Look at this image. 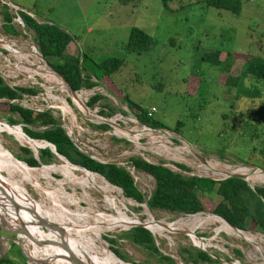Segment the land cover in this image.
<instances>
[{
	"label": "rangeland",
	"instance_id": "374dc122",
	"mask_svg": "<svg viewBox=\"0 0 264 264\" xmlns=\"http://www.w3.org/2000/svg\"><path fill=\"white\" fill-rule=\"evenodd\" d=\"M0 2L7 6L9 4L16 6L19 11L28 15L33 14L35 21L56 25L69 36L74 37L75 40L71 42L73 46L69 45V50L72 48L69 54L76 52L72 56L76 57L77 54L86 56L82 64L86 69L91 70L92 63L99 64L109 58H116L122 62L118 70L110 75L114 87L113 94L102 85L96 94H100L101 99L88 108L89 112L98 115L102 109L108 112L107 108H103L106 105L113 109V114L107 118L102 117L99 121L88 118V114L85 117L75 110L65 93H61L58 88L54 87L53 73L41 67L38 60L30 53L27 54L32 51V47L36 50L32 43V32L10 20L16 33H10V29L5 27V30L9 32L6 33L2 28L4 22L0 16V38L11 43L15 49L17 47L18 51H24L29 56L27 59L33 64L30 74H37L33 75L30 83V86H35L37 100L27 101L25 106L43 111L50 110L69 139L79 148H83L91 157L123 165L127 158L132 156L149 157V151H153L157 145L147 143H149L150 136L157 138L160 133H142L139 144L143 149L136 150L134 144L121 135V130L109 127L108 131L102 132L92 127V125L103 124L104 120H111L124 130L140 131L139 123L128 122L131 112L127 110L122 101V97L125 96L142 110L147 111L149 108H154L153 119L166 127L167 130H161L166 136L172 137L171 140L176 141L175 144L181 147H186L185 144L190 145L197 155L210 162L241 165L248 169L254 167L264 171V125H254V121L250 120L249 116L259 107L260 99L249 95V90L246 94V88L249 86L246 81H241L236 88L222 86L225 75L220 76L218 68L201 61L204 54L215 50L221 51L220 60H224L225 53L230 52L233 54V59L230 63L229 74L235 77L240 71L245 56L264 60V0H240L238 15L207 7L205 0H169L165 8L162 7L160 0H136L126 5L121 4L119 0H0ZM8 13L13 18L15 17L9 8ZM132 27L151 37L152 44L147 52L139 55L126 53L124 47ZM4 56L11 62L14 58L7 52L0 56L1 76L11 74L8 65L4 63ZM77 57L81 59L80 56ZM54 77L60 82L56 76ZM11 79L13 84L18 82L19 85L27 84L20 83L22 81L20 76L11 77ZM6 80L4 83H8L9 79ZM64 98L68 106H65L61 112L59 107L63 106V102L59 99ZM89 98L83 96V102L84 99ZM4 103L0 101V126L20 131L18 126H9L5 123L6 117L10 115ZM122 110L124 114L118 112ZM176 123L180 125L176 127ZM36 130H41V128H36ZM253 134L257 137H253ZM112 138L124 140L127 144L114 142ZM0 141L14 158L19 154V147L31 148L28 143H21L14 136L3 132L0 133ZM184 155L188 161L183 158L172 162L155 155L153 158L173 171L176 170L173 165H170L171 162L182 165L188 162L191 168L187 174L177 169V172L184 176H208L213 179L219 177L205 171L190 152L189 154L184 152ZM51 164L60 165V162L54 158L53 162L48 165ZM53 165L46 168H54ZM66 167L72 168L69 165ZM34 172L36 173V171L32 173ZM48 174L47 178L34 179L37 188L30 182L23 184L27 196L41 203L46 210L51 207V203L45 198L44 193L61 192L62 197L80 205L78 207L69 206L70 210L84 211L93 205L91 202L93 201L95 211H105L106 205L102 202V196L97 190L90 187L84 191L79 183L68 180L57 172ZM1 176L6 178L5 174ZM73 176L78 178L82 174L73 172ZM249 185L264 186L250 184V182ZM135 186L146 198L154 188V180L143 174L138 175ZM14 188L19 191L18 186L15 185ZM203 200L204 198L202 202H206ZM205 200L210 203L207 206L203 203L205 211L200 214L212 215L210 211L220 198L211 194ZM61 201H63L62 198ZM125 201L127 203L125 212L129 217L146 219L143 214L146 209L143 203L137 204L130 199ZM109 211L106 212H113ZM147 211L154 219L165 223H174L179 220L186 223L188 216H193ZM96 220L98 217H95L94 221ZM6 224L9 227L17 225L9 219ZM103 224L105 226L106 222L104 221ZM75 225L73 224L77 229L81 228ZM218 227L219 224L215 220H208L196 228L191 227L192 231L188 230V226L180 225L175 231L164 232L163 237L153 236L150 231L149 233L158 252L171 258L174 264H184L179 258V249L181 247L196 248L193 245L202 246L204 251L212 255V258L216 257L218 261L216 264H229L224 258H228L230 263L237 261L232 253L233 249L241 254L239 264H264V242L257 243L256 246L260 252L257 253L253 244L242 238L232 239L222 231L216 232ZM117 228H106L92 236L99 238L98 234H100L101 243L107 249L109 244L102 238L115 240L113 247L127 259V262H122L123 264H159L150 251L132 245L125 239H119V235L129 230L130 227ZM34 229L40 230L37 226ZM105 230L114 231L103 232ZM243 233L259 235L253 230ZM0 235L3 238H14L2 232ZM76 240H78L77 237L72 235L69 241L76 243ZM21 247L30 255V247L22 245ZM1 251L3 254L0 257L5 256L10 261L9 264H27L15 243H2ZM101 252L110 256L104 247ZM92 255V253L88 254V260ZM93 259L103 264V260Z\"/></svg>",
	"mask_w": 264,
	"mask_h": 264
},
{
	"label": "trees",
	"instance_id": "16d2710c",
	"mask_svg": "<svg viewBox=\"0 0 264 264\" xmlns=\"http://www.w3.org/2000/svg\"><path fill=\"white\" fill-rule=\"evenodd\" d=\"M121 4H128L136 0H119ZM169 0H160L162 7H166V2ZM205 5L214 10H221L229 12L233 15H238L240 11V0H205ZM19 18L26 30L32 32V43L37 52L40 54L42 60L50 67L54 73L65 83L68 87L77 92L81 89H90L91 87L103 84L105 89L113 94V83L110 80V75L116 72L121 66L122 62L116 58H109L99 64L92 63L91 70L82 66L84 59L87 58L83 54H78V57L66 53L67 45L72 42L74 37L69 36L65 31L58 28L56 25L46 22H37L34 20V15H28L22 11L18 12ZM0 16L3 19L2 28L4 32L5 27L10 29V33L15 34V30L10 25V14L6 4L0 2ZM152 44V39L145 32L132 27L129 30L127 41L125 43V51L128 54H136L147 52ZM221 51L215 50L206 53L202 56L201 61L211 67L219 69L220 76H224V83L221 85L226 88H236L241 81H246L251 87H247L249 95L253 98L260 99L259 107L252 111L249 116L250 120L254 121V125H264V60L260 58H252L245 56L243 59L239 73L232 77L229 74L230 63L232 61V53H225V59L220 60L219 55ZM94 81H91V79ZM199 83V81H198ZM256 87V89L254 88ZM260 90V91H259ZM35 88H17L11 90L5 86L0 79V101L4 100V104L8 108V114L5 123L9 126H20V131L33 141H42L53 146L55 153L67 160L71 165L78 166L96 174L103 178L112 187L116 189L125 199H130L137 204L143 203V196L139 193L133 185L130 176L121 167H117L113 163L100 164L79 152L69 138L66 136L64 130L61 128L59 122L50 114L49 111L34 112L29 109L21 108L15 104H10L8 101L18 99L21 94L34 95ZM82 102L83 99L79 98ZM101 99L99 95L90 98L86 104L91 108L93 104ZM122 101L129 112L134 114V117L141 124L150 129H164L166 127L153 117H147L146 111L128 100L123 96ZM108 112L103 109L98 112V116L109 117L113 114V109L107 107ZM124 114L123 111H118ZM234 120H236L234 118ZM180 125L176 123V127ZM93 128L102 132L108 131L110 128L105 124L92 125ZM175 127V128H176ZM41 128V130H36ZM174 128V129H175ZM253 137H257L253 134ZM114 142H122L127 144L124 140L112 138ZM176 142V141H175ZM45 146L38 145L37 148ZM18 155L15 159L24 163L28 168H38L41 165H48L53 162L54 155L47 149H37L36 159L32 156V152L26 147L18 148ZM129 161L138 171L149 174L154 180V188L150 193L149 199L146 201L148 210L166 212L173 215H194L204 212V204L207 206L210 203L205 200L211 194H215L220 198L210 213L224 220L229 226L239 231L253 230L259 234L264 235V186L253 187L251 189L244 181L236 178H227L221 181H214L206 178L182 176L178 173H173L167 168L158 165H151L144 162L138 157L130 158ZM178 168L186 170L185 167L177 165ZM48 173V170L44 168ZM93 180L95 177L88 174ZM120 200L124 198L116 193ZM202 198H204L202 202ZM130 202V201H129ZM131 203V202H130ZM204 203V204H203ZM1 213V212H0ZM6 219L8 218L1 213ZM201 218V217H199ZM204 220H213L203 218ZM227 235L237 238L230 232H225ZM23 246L31 248L30 256L36 261H43L42 256L38 250L33 248L28 242L23 239V235L18 236ZM32 238L34 242L38 240L48 241L40 231H33ZM106 243L109 244L108 250L119 260L127 262L126 257L113 247L115 240L103 237ZM119 239H125L132 245L139 246L150 251L157 259L159 264H174V261L168 256H164L158 252L150 233L136 226L130 228L126 232L119 235ZM240 239V238H237ZM253 242L257 245L258 242H264V238L252 237ZM83 254L84 262L88 258V253L82 246L77 245ZM42 248L50 249L54 252L55 259L58 262L62 261L63 255L56 246L42 245ZM255 249V248H254ZM256 252V249H255ZM232 253L237 261L241 260V254L238 250L233 249ZM179 258L184 264H216L217 258H212L211 254L206 251H201L193 247H181L179 249ZM92 260V258L90 257ZM226 262L230 260L224 258ZM90 261L91 264H99L96 261ZM46 261V260H44ZM10 261L5 257H0V264H9Z\"/></svg>",
	"mask_w": 264,
	"mask_h": 264
},
{
	"label": "bare ground",
	"instance_id": "6f19581e",
	"mask_svg": "<svg viewBox=\"0 0 264 264\" xmlns=\"http://www.w3.org/2000/svg\"><path fill=\"white\" fill-rule=\"evenodd\" d=\"M6 49H8V52H10L11 54L13 53L14 55H16L15 57L22 58L20 54L13 51L12 47L6 46ZM28 53H30V55H32L38 60V64L41 67L48 70V68L39 60V58L37 57L36 54H34L33 51H30ZM53 83L55 84L56 88H58V90L61 93L65 92V90L61 88L60 82L58 83L56 80H53ZM66 95L69 97V99H71L68 93ZM83 96H85L83 92L76 94V98L74 99L72 98L71 103L79 114L83 116L88 114V118H94L93 113H89V111L85 110L82 107L83 102L79 98H82ZM109 121L112 122L111 120ZM2 132L5 134L14 136L18 140H20L21 143L23 142L28 143L31 149L33 150H36L35 148H37L38 145H45L44 142H35L33 140H30L28 137H26L23 134L22 131H15L11 129L10 127L0 126V133ZM128 132L129 131L122 132L121 135L125 136L126 138H128L129 140L137 144L138 134L133 133V132L131 133L130 132L128 133ZM136 147L139 148L138 146ZM186 148L188 151H190V148L188 146H186ZM57 160L60 162V165L51 164L55 166L54 168H46L51 165H47V166L42 165L38 169H29L22 162L17 161L11 155V153H9L3 147L0 141V193H1L0 199H3V200H0V212L3 213L5 216H7V218L10 221L15 222L16 224H18L19 221L22 222L24 229L30 238V239L29 238L27 239L25 236H23V239L26 242H28L33 248L38 250L39 254L46 261H48L49 264H67L66 260L64 259V256H66V252L56 245L58 250L63 255L62 261L58 262L55 259V255L52 250L39 247L35 244L32 238V232L35 230L34 227L37 226V220H36L37 216L57 225L58 227L62 229V237H63L64 242L67 244L72 254L81 261H83V254L79 250L77 245L85 248L88 254L92 253L93 254L91 256L92 259L98 258L100 261L103 260V264H123L122 263L123 261L117 259L101 243L100 234H98L99 238H95L94 236H92L93 234L100 232L103 229H106V228L109 229L112 227H118L117 229H125L127 227H130L133 224L144 222L145 223L144 225L147 227L148 231H150L153 236L157 235L158 237H163L164 232L175 231L179 229L180 225H186L189 227L188 230L192 231L191 227L196 228L207 222L203 218H199L202 216L204 218L213 219L219 224V227L216 232H219V231L230 232L232 233L233 236L237 238H242L243 240H246L250 244H253L256 247L255 248L256 252L260 253L258 247L253 242L252 237L264 238V235L236 232L235 230L228 227L223 221H221L220 219L212 215L195 214L193 216H188L186 223H182L180 220L174 223H165L162 220L154 219L151 213H149L146 209H144L143 214L144 216H146V219L140 220L136 217H129L125 212V205H127L125 201L126 199L120 200L116 194V193L118 194L120 193L114 187L109 185L100 176L96 174L85 172L84 170L76 168L75 166H72L66 163L65 160L62 158L57 159ZM215 164L216 163L214 164L211 163L210 165L207 164L203 168L211 170V171L212 170L215 171L217 170L216 169L217 166ZM66 165H69L72 168L70 167L67 168ZM43 167L49 172H57L62 177L68 180H71L75 183H79V185L82 187L84 191H86L87 188H90V187L97 190L102 196V199H101L102 202H104L106 205L105 211H95L94 210L95 206H94L93 201H91L93 205L91 207H88L84 211H77L76 209L70 210L69 206L78 207L80 205L76 204L74 201H69L68 199H66V197H62L61 192L57 194L56 193L54 194V192L44 193L45 198H47V200L50 201L51 203V207L47 210L45 209V207H43L41 203L33 201L30 198V196H27V192L25 188L23 187V184L30 182L32 186L37 188L38 186L36 185V183H34L35 182L34 179L37 177L44 179V178H47V176L49 175L44 170ZM76 169L80 171H77ZM33 171H36V173L35 172L32 173ZM73 172H80L82 176L78 178L74 177ZM233 173L234 174H244L248 176L247 180L251 182L252 184L264 185V174L261 172H254L253 174L249 175L250 172H248L247 168L237 167L236 170H224L220 174L223 175V174H233ZM2 174H5V177H6L5 179L1 176ZM88 174L93 175L95 177V180H93ZM15 185L18 186L19 191L15 190L14 188ZM1 189L5 194L2 193ZM58 198L60 199L58 200ZM61 198L63 199V201H61ZM10 202L14 203L17 206V210L13 209ZM63 205L66 206V208ZM109 210L113 212L107 213L106 211H109ZM95 217H98V220L94 221ZM104 221L106 222L105 226L103 224ZM73 224H76L77 227H81V228L77 229L76 227L73 226ZM35 231L42 232V234L45 236V238L48 241H53L56 243L60 242L59 241L60 235L57 232L49 231V230H42V229L35 230ZM107 231H114V230H105L103 232H107ZM72 235H75L77 237L78 240H76V243L69 241ZM229 237L232 239H237L231 236ZM102 246L104 247V250H106L110 254V256H107L101 252L103 248ZM194 246L202 248V246H198V245H194ZM89 260L87 258L83 262V264H91ZM96 262H99V261H96Z\"/></svg>",
	"mask_w": 264,
	"mask_h": 264
},
{
	"label": "built area",
	"instance_id": "2783aa9c",
	"mask_svg": "<svg viewBox=\"0 0 264 264\" xmlns=\"http://www.w3.org/2000/svg\"><path fill=\"white\" fill-rule=\"evenodd\" d=\"M10 10H12L13 11V13H14V15H15V17L13 18L12 16H11V14H10V17H11V19L10 20H13V22L15 23V24H17V25H19V26H23V28H24V25H23V23L21 22V20H20V18H19V15H18V12H19V10L17 9V7L16 6H13V5H10L9 4V6H7ZM10 25H11V21H10ZM25 29V28H24ZM6 46H9V47H12L13 48V51H15L16 53H18V54H20L21 56H22V58H18V57H15L14 55H12L10 52H8V49H6ZM32 51L34 52V54H36L37 55V57L39 58V60L45 65V62L42 60V58H41V56H40V54H38L37 52H36V50L32 47ZM4 52H7L10 56H12V57H14L15 58V60H13L12 59V62H11V60L10 59H8L7 57H4L5 58V61H4V63L6 64V65H8V68L11 70V74H4L3 76H1L0 75V79L2 80V82L4 83V81L6 82L7 80L6 79H9L8 80V83H4L5 84V86L6 87H8L9 89H11V90H15V89H17V88H35V86L33 85V86H30V83H31V80H33V75H37V74H30V68L33 66V64L29 61V59H27L28 58V52H27V54H25L24 53V51H22V52H20V51H18V48L16 47V49L13 47V45L11 44V43H8V42H6V41H4V40H2L1 38H0V56H2V55H4ZM32 56V55H31ZM19 72H21L22 74H20ZM18 76H20V78H22V81H20V83H27V84H22V85H19V82L18 83H15V84H13V81H12V79H11V77H15V78H17ZM54 76H56L55 74H53V78H54V80H56L55 79V77ZM57 77V76H56ZM58 79H59V81H60V83H61V88H63L64 90H65V88L63 87V84H62V82H61V79L59 78V77H57ZM57 81V80H56ZM91 81H94V79H91ZM58 82V81H57ZM59 83V82H58ZM54 87H56L55 86V84H54ZM101 86H99V85H97V86H94V87H91L90 89H81V90H83V91H81V90H79V91H77L76 92V94H78V93H80V92H83V94L85 95L84 97H90V98H92V97H94V96H96V94H97V92H99V88H100ZM64 93H66L67 94V91L65 90V92ZM100 95V94H99ZM68 97V96H67ZM89 98V99H90ZM88 99V100H89ZM31 100H37V96H36V93L34 94V95H27V94H21L20 95V97L18 98V99H15V100H11V101H8V103H10V104H15V105H17V106H19V107H21V108H25V109H29V110H31V111H34V112H43V110H40V109H31V108H28V107H26L25 105H26V102L27 101H31ZM88 100H85L84 99V102H83V105L87 108V111H89L88 110V107L86 106V104H87V102H88ZM1 101H4V100H1ZM59 101H61V102H63V106L62 107H59V109H60V111L62 112V110H64L65 109V106H68L67 105V102H66V100H65V98L64 99H59ZM45 111H49L50 112V110H45ZM154 112H155V109L154 108H149L147 111H146V116L147 117H152V115L154 114ZM89 113H91V112H89ZM50 114H51V112H50ZM97 114V113H96ZM95 113H93V116H94V118H92L93 120H96V121H99V120H102V117L101 116H98V115H96ZM52 115V114H51ZM56 119V118H55ZM57 120V119H56ZM58 121V120H57ZM59 122V121H58ZM128 122H130L131 124H140V131L139 130H135V131H129V132H133V133H136V134H138V143L136 144V143H134V142H132L131 140H129L131 143H133L134 144V146H135V149L136 150H142L143 149V147L139 144V140H140V135L142 134V133H152L153 131L149 128V127H147V126H145V125H143V124H141L139 121H137V119L134 117V114H129V119H128ZM60 124V123H59ZM61 126V125H60ZM20 127V126H19ZM62 128V127H61ZM63 129V128H62ZM128 131V130H127ZM66 134V133H65ZM67 136V135H66ZM68 137V136H67ZM69 138V137H68ZM126 138V137H125ZM128 139V138H127ZM172 139V137L170 138V137H168V136H166V135H163V134H159L158 135V137L156 138V137H153V136H150L149 137V143H147V144H150V145H154V144H157L155 147H154V150L153 151H149V157L148 156H146V157H144V156H132V157H129V158H127V160L124 162V164L123 165H121V164H116V163H114V162H104V161H100V160H97V159H95V158H93V157H91L90 156V154H88L83 148H79L78 146H76L74 143H73V141L72 140H70L71 142H72V144L75 146V148L79 151V152H81L82 154H84L85 156H87L89 159H91V160H93V161H95V162H97V163H100V164H107V163H113V164H115L117 167H121L125 172H127V174L130 176V178H131V180H132V183H133V185L135 186V181L138 179V175H146V176H149L150 178H152L149 174H146V173H144V172H141V171H138V170H136L135 168H134V166L131 164V162L129 161V159L130 158H133V157H138V158H140V159H142L144 162H147V163H149V164H151V165H155V166H158V165H161V166H163V167H165V168H167L169 171H171V172H173V173H178V174H180V175H182V176H184L182 173H180V172H177V169L180 171H182L184 174H187V172L188 171H190V169L189 168H191L189 165H188V162H184L183 164L184 165H182V164H178V163H172V162H177V160H182L183 158L184 159H186L187 161H188V159L186 158V156L184 155V152L185 153H188L189 154V152H188V150H187V148L185 147V146H179V145H177V144H175L174 142V140H171ZM31 140V139H30ZM35 142H42V141H35ZM173 142V143H172ZM136 146H138L139 148H137ZM31 149V148H30ZM29 149V150H30ZM38 149H42L41 147H39ZM44 149V148H43ZM31 151V150H30ZM32 152V156H33V154L34 153H36V157H37V150H32L31 151ZM191 154V153H190ZM153 155H155V156H157V157H164V158H166V159H168V160H170V161H172L171 163H170V165H173L174 167H175V170L176 171H173L172 169H169L167 166H164V165H162V164H159V162H157L156 161V159L155 158H153ZM36 159V158H35ZM211 163H216L215 165L217 166V170H215V171H211V170H208V169H205V168H203V169H205V171H208V173H210V174H212V175H217V176H219L218 178H216V179H213V178H210V177H208V176H196V175H187L188 177H197V178H206V179H211V180H214V181H221V180H224V179H226L225 178V176L224 175H222V174H220V173H222V171H224V170H236V168L237 167H242V168H246V167H244V166H241V165H229V164H222V163H220V164H218L217 162H210V160H207V159H205L204 158V164H201L203 167L204 166H206L207 164L208 165H210ZM190 164V163H189ZM177 165H181V166H183V167H185L186 168V170H182V169H180V168H178L177 167ZM191 165V164H190ZM248 169V168H247ZM221 170V171H220ZM251 171V169H248V172H250ZM153 179V178H152ZM246 184H248L249 185V181L247 180L246 181ZM250 184H252L251 182H250ZM252 186V185H251ZM136 187V186H135ZM253 187V186H252ZM117 189V188H116ZM136 189H137V187H136ZM138 190V189H137ZM139 191V190H138ZM139 193L140 194H142L140 191H139ZM151 193V192H150ZM142 196H143V203H146V201L149 199V197H150V194H149V196H147L146 198H145V196L142 194ZM26 251V253L28 254V251L27 250H25ZM29 255V254H28ZM30 256V255H29ZM31 257V256H30ZM41 260H45L43 257H42V259ZM234 262V261H233ZM27 264H33V263H30V262H26ZM44 264H49V262L48 261H44ZM67 264H69V263H67Z\"/></svg>",
	"mask_w": 264,
	"mask_h": 264
},
{
	"label": "water",
	"instance_id": "95a60500",
	"mask_svg": "<svg viewBox=\"0 0 264 264\" xmlns=\"http://www.w3.org/2000/svg\"><path fill=\"white\" fill-rule=\"evenodd\" d=\"M45 66L48 68V70L51 72V73H53V74H55L56 75V73H54V71L50 68V67H48L47 65H46V63H45ZM57 76V75H56ZM58 77V76H57ZM60 78V77H59ZM61 79V78H60ZM61 82H62V84H63V87L65 88V90L67 91V93L69 94V96H70V98L72 99H74V98H76V92H74V91H72L69 87H68V85L65 83V81L64 80H62L61 79ZM71 99H69L70 101H72ZM82 107L85 109V110H87V108L84 106V105H82ZM103 124H105V125H107L108 127H110V128H115V129H118V130H121L122 132H125V131H127V130H124L121 126H119L118 124H115L114 122H110L109 120H104L103 121ZM19 127V126H18ZM153 132H155V133H160V134H163V135H165V132L163 131V130H161V129H151ZM129 133V132H128ZM131 133V132H130ZM44 144H45V146H41V148L43 149V148H47L53 155H54V157L56 158V159H60V158H62V159H64L63 157H60V156H58L56 153H55V151H54V148H53V146L52 145H50V144H48V143H45L44 142ZM186 146H188L189 148H190V153L191 154H193V156L201 163V164H204V158L202 157V156H200V155H197L194 151H192L191 150V147H190V145H188V144H185ZM28 149H30L29 147H28ZM31 150V149H30ZM32 151V150H31ZM33 157L34 158H36V153H34L33 154ZM65 160V159H64ZM65 162L66 163H68V164H70L67 160H65ZM24 164V163H23ZM25 165V164H24ZM71 165V164H70ZM26 166V165H25ZM72 166H74V165H72ZM76 168H79V169H81V170H84L85 172H88L87 170H85V169H83V168H80V167H78V166H75ZM28 168V167H27ZM29 169H32V168H29ZM261 172V173H263L264 174V171H262V170H259V169H257V168H254V167H252L251 168V171H250V173H249V175H251V174H253L254 172ZM89 173H91V172H89ZM224 176H225V178L227 179V178H236V179H239V180H242V181H244L245 183H246V181H247V177L248 176H246V175H244V174H223ZM103 179V178H102ZM248 185V184H247ZM251 189H253V187L251 186V185H248ZM115 188V187H114ZM118 189V188H117ZM119 191H120V189H118ZM1 191H2V189H1ZM2 193L3 194H5L3 191H2ZM120 193H121V191H120ZM0 195H1V193H0ZM0 200H3V199H0ZM10 204L12 205V207H13V209L14 210H17V206L14 204V203H12V202H10ZM147 210H148V208H147V206H146V203H143L142 204ZM197 214H200V213H197ZM195 215V214H194ZM212 216H214V217H217V216H215V215H212ZM218 219H220L221 221H223L228 227H230L231 229H233V230H235L236 232H239V233H241L242 231H239V230H237V229H234L233 227H231V226H229L224 220H222L221 218H219V217H217ZM5 217L0 213V232H2L3 234H7V235H10V236H13L14 238L13 239H11V238H3L1 235H0V245L2 244V243H5V244H7L8 242H13V243H15L18 247H19V251H20V253H21V255L23 256V258H24V260L26 261V262H30V263H33V264H44V261H36V260H34V259H32L27 253H26V251L24 252L23 251V249H22V247H21V245H22V242L19 240V238H18V236L19 235H23V236H25L27 239L29 238V235L27 234V232L25 231V229H24V226H23V224H22V222L21 221H19V223L17 224V225H15V226H13L12 225V227H9L7 224H6V222H5ZM36 220H37V226L40 228V229H42V230H49V231H54V232H57V233H59V241L60 242H58V243H56V242H53V241H43V240H38V241H36L35 242V244L37 245V246H42V245H46V244H49V245H53V246H59L62 250H64L65 252H66V256H64V259L66 260V262L67 263H69V264H83V262L81 261V260H79L76 256H74L73 254H72V252L69 250V248H68V246H67V244L64 242V240H63V237H62V229L60 228V227H58L57 225H55V224H53V223H51V222H49V221H47V220H45V219H43V218H40V217H38L37 216V218H36ZM145 223L144 222H140V223H137V224H133V225H131L130 226V228H133V227H136V226H140L141 228H143V229H146L147 231H148V229H147V227L144 225ZM149 232V231H148ZM30 239V238H29ZM23 246V245H22ZM194 246V245H193ZM196 247V246H195ZM25 248V247H24ZM197 249H199V250H201V251H204L203 250V247L201 248V247H196ZM26 249V248H25ZM226 262V261H225ZM228 263V262H227ZM238 263V261H234V262H231L230 263V261H229V264H237ZM239 264V263H238Z\"/></svg>",
	"mask_w": 264,
	"mask_h": 264
},
{
	"label": "crops",
	"instance_id": "0c3cea01",
	"mask_svg": "<svg viewBox=\"0 0 264 264\" xmlns=\"http://www.w3.org/2000/svg\"><path fill=\"white\" fill-rule=\"evenodd\" d=\"M69 45H72V43L70 42V43L67 45V47H66V50L68 51V52H67L68 54L71 53L70 51L72 50V48L69 50ZM72 46H73V45H72ZM74 47H75V46H74ZM75 49L77 50L76 47H75ZM75 53H76V52H75ZM75 53H74V54H75ZM12 54H13V53H12ZM74 54L72 53V55H74ZM13 55H14V54H13ZM69 55H70V54H69ZM77 55H78V54H77ZM14 56H16V55H14ZM92 79H93V78H92ZM98 85L102 87L103 84H99V83H98ZM103 86H104V85H103ZM104 87H105V86H104ZM14 223H15V222H14ZM2 254H3V253H2V251H1V252H0V256H1Z\"/></svg>",
	"mask_w": 264,
	"mask_h": 264
}]
</instances>
